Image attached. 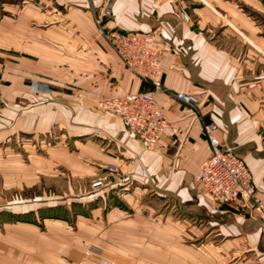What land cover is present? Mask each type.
Here are the masks:
<instances>
[{"label":"crops","instance_id":"crops-1","mask_svg":"<svg viewBox=\"0 0 264 264\" xmlns=\"http://www.w3.org/2000/svg\"><path fill=\"white\" fill-rule=\"evenodd\" d=\"M104 1L0 0V185L18 191L0 201V264H98L83 257L91 241L131 253L149 224L133 195L146 191L214 228L224 238L221 257L264 264L259 218L196 182L211 153L203 124L215 121L221 145L245 160L264 199V0H112L109 26L161 38L164 89L155 98L171 125L156 148L131 138L119 114L97 107L103 96L152 89L100 36L94 15ZM31 77L53 92H32ZM171 91L197 94L198 113ZM56 132L60 139L41 153L27 144L2 153L11 139ZM108 166L125 171L109 174L108 189L125 193L87 192ZM50 185L63 194L52 195ZM69 203L86 210L39 219Z\"/></svg>","mask_w":264,"mask_h":264},{"label":"built area","instance_id":"built-area-1","mask_svg":"<svg viewBox=\"0 0 264 264\" xmlns=\"http://www.w3.org/2000/svg\"><path fill=\"white\" fill-rule=\"evenodd\" d=\"M113 15L112 0H105L94 15L97 30L120 56L125 66L139 78L151 84L152 89L129 92L124 95L103 96L97 107L120 115L131 138L137 139L145 148H156L171 122L157 103L155 92L164 89L162 82L163 50L161 38L156 31L125 30L109 26ZM190 19L187 12L183 13ZM4 63L0 60V71ZM30 90L37 94H49L48 83L32 79ZM170 94L194 112L199 111V97L195 93L171 91ZM219 126L215 121L205 122L203 131L209 141L211 153L203 160L196 175L197 184L216 201L234 204L239 208H250L259 218L264 234V199L259 196L252 172L245 160L233 147H223L218 136ZM110 173L124 174L116 166L95 177L91 189L101 191L110 182ZM103 262L106 259H102Z\"/></svg>","mask_w":264,"mask_h":264},{"label":"rangeland","instance_id":"rangeland-1","mask_svg":"<svg viewBox=\"0 0 264 264\" xmlns=\"http://www.w3.org/2000/svg\"><path fill=\"white\" fill-rule=\"evenodd\" d=\"M32 79L48 83L52 89L50 93L53 92L54 89L50 82L37 77H31L28 82L29 85ZM59 139V132H56L55 136L50 133L23 136L20 139L15 138L6 142L4 145L8 148L2 149V153L8 156L11 154V146H14L15 149L25 148L24 144L30 147L34 146L36 152L41 153L44 144L55 143V141ZM23 155H25V153H22V156ZM91 182L92 180L89 181L86 186L87 192H90V190L92 191ZM108 185L102 190L106 194L107 199L111 198L113 195L119 196L125 193L123 189H118L119 192L113 193L111 189H108ZM5 186L0 185V201L5 199L4 202H6L18 196V191L9 192ZM46 187L47 190L51 189L52 195L59 196L63 194L59 185H50ZM37 191V189H34L31 192L37 193ZM140 195L141 198H137L136 194H134L133 198L138 199V204H143L141 210L142 214L147 216L146 218L149 220L148 231L142 238V247L134 248L131 250V253H127L122 249L113 250L106 247V245L91 241L88 242L84 248L83 257L85 259L95 258L98 264H237L238 261L241 260L242 256L236 255L235 253H232L228 258L220 256L222 251L219 247L224 238L219 235L214 228L205 226L200 220H188L177 212L176 207L173 206L172 203L160 200L155 197L153 192L146 191L144 194ZM70 207H72V211L69 209ZM51 210L45 209V211L39 215V219L43 217L42 215L49 214L63 215V217L72 219L74 217L72 213L73 210L82 213L86 208L69 203L62 207L57 206L51 208ZM134 210H131L132 213H134ZM3 217L4 219H8V217L11 218L6 215ZM25 217V219H38L36 216L34 218L29 216ZM102 259H106V261L103 262Z\"/></svg>","mask_w":264,"mask_h":264}]
</instances>
